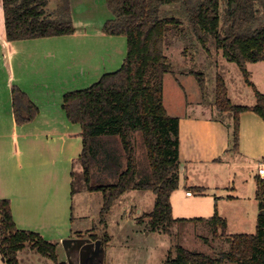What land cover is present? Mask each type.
<instances>
[{
	"label": "trees",
	"instance_id": "16d2710c",
	"mask_svg": "<svg viewBox=\"0 0 264 264\" xmlns=\"http://www.w3.org/2000/svg\"><path fill=\"white\" fill-rule=\"evenodd\" d=\"M52 0H2L6 37L11 42L33 38H47L76 32L71 0H60L51 9ZM113 18L105 22L103 31L110 35L127 37V56L120 69L104 73L85 89L71 90L63 97V107L69 121L81 125L83 150L79 159L83 167L87 189L101 191L104 196L100 222L107 225V213L115 200L127 191L150 190L155 194L154 209L142 215L138 222L147 223L151 230L162 229L172 234L176 223L211 222L213 237L227 238V251L213 256L191 251L176 244L175 253L169 251L167 264H264V178L256 179V200L259 203L255 233L228 234V220L218 210L210 218H174L172 194L180 188L182 161L180 159V122L170 115L164 100V78L174 73L166 53L167 39L172 29L184 22L197 42L207 48L211 40L224 57L238 65L246 82L253 86L257 102L254 106L235 105L229 97L227 82L216 77L215 105L220 112L233 114V147L240 141V114L253 111L264 118V93L250 80L249 65L264 60V0H107ZM180 4L174 16L163 15V6ZM203 94L206 81L202 72L191 71ZM13 106L17 123L33 120L37 105L18 86L12 87ZM141 132L152 170L150 180L138 179L135 136ZM107 139V149L119 138L123 156L116 163L113 153L98 152L91 142L95 138ZM105 141H100L101 145ZM108 161V162H107ZM111 173L116 181L106 184L92 183V165ZM112 166V167H111ZM146 176L147 171L140 172ZM73 192H76L72 187ZM205 194L204 186H195ZM147 219V220H146ZM107 236L100 239L103 246ZM206 243H210L207 238ZM30 245L38 253L55 263L58 259L57 243L50 242L39 232L20 229L16 225L11 201L0 199V253L7 264H21L18 253ZM101 254L97 257L103 260ZM103 261L99 262L102 264Z\"/></svg>",
	"mask_w": 264,
	"mask_h": 264
},
{
	"label": "rangeland",
	"instance_id": "374dc122",
	"mask_svg": "<svg viewBox=\"0 0 264 264\" xmlns=\"http://www.w3.org/2000/svg\"><path fill=\"white\" fill-rule=\"evenodd\" d=\"M74 5V17L77 22L79 34L78 36H63V37H50L46 40L33 39L26 41L24 46L30 51L35 53H42L34 55L30 67L35 66L37 69L44 70L43 73H55L54 67L50 70L49 67L54 63V60H45V54L49 50L50 44H44L40 41H55L62 40L66 43L67 39H90L94 49L99 52V55L110 53L115 56L118 60L116 69H110V72L118 70L121 64L127 56V37L125 35H110L103 31L105 22L113 18L112 12L108 6L107 0H72ZM60 0H52L50 8H55ZM72 5V7H73ZM180 4H169L163 6V15L174 16L176 11L179 9ZM166 43V53L169 56L172 67H174V73L167 74L164 78V101L165 106L172 116L179 118L188 117H199V116H210L221 118L222 120H228L231 117V122L234 124L233 114L227 111L220 112L215 105V91H216V77L221 75L226 82H228L230 98L233 99L235 105H251L257 102L255 91L253 86L246 82L244 74L241 68L235 63L229 62L223 55L222 51L216 47L215 40H211L207 48H203L196 40L195 36L190 32L186 26V23L182 22L177 29H172ZM53 38V39H51ZM61 38V39H56ZM63 38V39H62ZM106 42V44H103ZM76 46V49L85 50V46ZM87 47V46H86ZM58 49H66L59 43ZM1 56H5L4 51H0ZM25 56L24 55H21ZM28 58H30L28 56ZM44 63L46 65H40ZM64 64L62 60L58 59V64ZM15 78L19 76L18 66L13 67ZM191 71H199L203 73L204 80L206 81V92L203 97L201 87L197 82L196 77ZM250 80L255 84L257 89L264 93V60L257 61V63H251L249 65ZM35 73V72H34ZM42 73V72H41ZM57 76V75H56ZM5 76H3L4 78ZM55 77H53L54 80ZM98 79V78H94ZM94 82L97 80H93ZM55 82V81H54ZM93 82V83H94ZM4 87V89H2ZM69 90H75L77 87H72L69 83ZM0 97H7L8 92L5 89L3 80L0 79ZM11 93V92H10ZM9 93V94H10ZM203 99V100H202ZM201 101V104H199ZM221 120V121H222ZM213 129L203 128L199 130L193 125L184 124L182 135L183 147L190 157H199L200 153L206 151L203 147L207 146L208 143L222 144L223 141H227L220 132L213 134ZM215 132V131H214ZM231 134V143L233 144V134ZM135 136V154H136V165L138 171L146 172V176L141 175V171L138 172L139 180H150L152 178V170H150L148 153L144 144V139L141 132H136ZM197 138V140H196ZM105 141L101 145L100 141ZM107 139L95 138L92 140L91 145L93 148L97 147L98 152H102L105 157V153H113L111 157L116 163L123 153L122 144L119 138L116 141V145L110 146L107 149ZM213 154L217 157L222 158V162H192L193 164V176L185 184L181 186V189L176 191L173 199L174 204V218H193L203 217L210 218L214 211V202L217 201L218 196L235 195L240 198L233 201L219 202L218 213L220 212L229 214L232 220L231 227L227 230L228 234H244V233H255L257 226V219L253 211L257 208L259 213V203L254 202V198H246L244 196L248 194L252 195L255 192L253 185V179L247 175L248 169L243 167L242 170L231 167L229 165L228 157L221 151L213 150ZM120 152V154H119ZM228 156L229 153H226ZM123 154L121 155V157ZM258 160V159H256ZM121 161V159H120ZM108 162V161H107ZM122 162V161H121ZM251 159L245 160L246 166H250ZM234 163V162H232ZM248 166V167H249ZM112 167V166H111ZM252 168V167H250ZM245 169L247 171H245ZM92 183L94 184H106L113 183L116 181V177L110 176L108 172H103L102 168L92 165ZM73 188L76 191L74 197V207L76 220L74 221V227L76 229L86 230L85 241L82 245L92 243L95 246V240L93 234L100 239L108 237V234L113 238L112 242L108 243L101 248L103 251L100 253L105 264H167L169 258V251L175 253L176 244H181L191 251L203 252L208 255L217 256L220 253L228 250L230 241L229 239H216L213 237V224L210 222H187V223H176L172 227V234H167L159 229L157 231L151 230L147 223H139L138 219L145 213H149L148 210H152L154 207V201H150L151 194L140 189L135 191L133 197L139 202V207H133L134 213L132 216H136L137 210H145L141 216L135 218L128 217L129 213L125 209L122 210V198L114 201L112 208L107 213V225L100 222V213L103 208L104 196L101 191H90L88 190L83 167L81 160L78 158L73 164ZM182 172V171H181ZM194 177V180L192 179ZM194 182L199 183L202 186L210 188L208 194H199L195 190ZM58 183V182H57ZM71 186L69 185L68 190L71 192ZM190 190L194 192L192 197L186 195V191ZM1 191V188H0ZM152 193V192H151ZM0 195H3L0 192ZM153 195V194H152ZM129 196V195H128ZM2 196H0V199ZM243 199V200H240ZM134 203V202H133ZM19 223L17 226L21 229L32 230L39 232L44 238L50 242L57 243L53 237L56 236L54 226L52 223L46 224V215L43 220L40 221V216L33 207V202L29 201L27 207L26 203H17ZM25 211L24 210V208ZM256 207V208H255ZM246 209L250 217L244 225V227H238V216L241 210ZM220 211V212H219ZM127 212V214H125ZM85 216L87 218L82 217ZM93 216V217H91ZM95 217V218H94ZM147 220V219H146ZM41 226H40V225ZM40 226V227H39ZM145 226V227H144ZM44 227V228H43ZM40 228H43L40 229ZM145 229V230H144ZM79 231L76 234L79 235ZM81 234V233H80ZM209 238L210 243H206V239ZM64 239H69L64 238ZM63 239V240H64ZM74 242V241H73ZM74 244L72 243V246ZM68 243L62 241L57 246L58 259L66 260L71 259L72 264H86L82 256L83 251L80 249H71L72 253L70 257H67ZM83 247V246H82ZM81 250V251H80ZM100 257V258H101ZM18 258L21 260V264H59L54 262L52 259L38 253L30 245H27L18 253ZM98 263V262H97ZM95 263V264H97ZM0 264H7L3 260L2 254L0 253ZM103 264V263H102ZM230 264V262L226 263Z\"/></svg>",
	"mask_w": 264,
	"mask_h": 264
},
{
	"label": "crops",
	"instance_id": "0c3cea01",
	"mask_svg": "<svg viewBox=\"0 0 264 264\" xmlns=\"http://www.w3.org/2000/svg\"><path fill=\"white\" fill-rule=\"evenodd\" d=\"M72 8L74 9V5ZM73 18L76 25L77 20L74 17V10ZM78 34L79 31L76 25V32L73 34L50 37H76ZM33 39L46 40L44 38ZM33 39L18 40L16 42L8 40L6 37L4 8L2 0H0V51H4L5 54V56H1L0 54V79L3 80L5 89H7L9 95L6 98L2 97V99L0 97V192L3 194L0 196H2L1 199H10L16 223H19L18 220L20 219L18 216V211L20 209L16 204H21V202H23L24 204L26 203L27 207H32V205L28 206V203L29 201L33 202V207L39 211V223L43 220L44 215H46V224L52 223L51 225L54 226L56 232V236L53 237V240H57V242H59L58 245H60L62 241L68 243L67 257H70L72 256L71 253L73 249L83 248L82 246L84 245L82 244L86 242L84 237V232L86 230H75L73 224L76 220L74 207L76 192L72 190L74 174L73 164L74 161L79 158L83 150V138L81 136V125L69 121L66 115V111L63 107V97L66 93L71 91L68 89L69 87H67L69 83L72 84V87H77V89H85L94 82L93 80L98 81L104 73L110 72V69H116L115 67L118 65V60L110 53L108 54L105 52L99 55V52L90 49L93 47L92 42L90 39L86 38L85 40L75 38L71 40L67 39L66 43L62 40L40 41L44 44L52 43L49 50L44 52L46 53L44 56L46 57L45 60H54V63L49 69L51 70L54 67L56 71L54 74L43 73L44 70L37 69L35 66L31 68L29 65L34 55L41 54L43 58L42 53L30 52L24 46L26 41H33ZM81 41L85 46V50L76 49V46L82 45ZM59 43L66 49H58ZM103 44H106V42ZM24 54L25 56L21 57V55ZM28 56L30 58H28ZM58 59L62 60L64 64H58ZM42 64L46 65L40 63V65ZM16 65L20 71L17 78H15V73L13 71V67ZM3 76L5 77L3 78ZM53 77H55L54 80ZM13 86L21 88L26 92L34 105H37L39 111L33 120L25 123L16 122L12 96ZM2 89H4V87ZM228 90L230 91L229 86ZM199 104H201V101H199ZM255 104H251L250 106H254ZM240 116V141L237 149L233 147L230 141V132L233 127L231 117L228 120H222L221 118L213 116H199L196 118L190 116L185 119L180 118L181 137L179 152L182 161L181 169L184 173L185 180L183 183H180V188L175 190L172 194L171 203L173 202L176 191L180 190L181 186H185L193 176L194 169L192 162H222L221 157H217L213 154V149L221 151L225 155V158L228 157L231 167L238 168L239 170H242L243 167L248 169V171L246 169L245 171H247V175L253 179L255 192L252 195L253 197L246 194L244 199L254 198V202L257 206L256 179L260 176L264 178V174H260V167H264V118L251 110L242 112ZM184 124H191L199 130L211 128L215 131H213L214 135L216 131L220 132L227 138V141H223L222 144L208 143L207 146L203 147L206 151L200 153L199 157H190V155H188L189 152L184 150L183 147L184 135H182V132ZM226 153H229V155L227 156ZM248 159H251L250 166L248 165L249 167L244 163V161ZM192 179L194 180V177ZM69 185L71 186V192L68 190ZM194 185L202 186L197 182H194ZM205 188L207 189L205 194H208L210 188ZM135 191L139 190L127 191L120 197L123 200L120 204L122 205V210L125 209L128 211L129 213L127 214V212H125V214L133 218L141 216V214L145 212L143 209H141V211L137 210L136 216H132L134 213L133 207L140 206L136 198L133 197V194L136 193ZM145 191L151 194V203L152 199L155 202V194L150 190ZM188 192L192 191H186V195L192 197L194 192H192V195H188ZM216 197L217 201L214 202V211L216 209L218 210L219 202L233 201L240 198L235 195H229V193H227L225 197L218 195H216ZM218 200L220 201L218 202ZM152 210H148V212ZM253 213L257 219V208ZM220 214V216L228 220V230L232 223L231 217L229 214L223 212H220ZM82 217L84 218L85 216L82 215ZM249 217L250 214L246 209L241 210L237 218L238 227H244ZM43 228L40 229L43 230ZM76 231H79L81 234H76ZM92 236L94 237L96 235L93 234ZM67 237L69 239H64ZM108 237L109 242H107H112L113 238H111V235L108 234ZM72 243L74 244L73 246ZM60 261L64 262L66 260L60 259ZM68 263L72 264L71 259H68ZM103 264H105V262H103Z\"/></svg>",
	"mask_w": 264,
	"mask_h": 264
},
{
	"label": "flooded vegetation",
	"instance_id": "af4514ba",
	"mask_svg": "<svg viewBox=\"0 0 264 264\" xmlns=\"http://www.w3.org/2000/svg\"><path fill=\"white\" fill-rule=\"evenodd\" d=\"M95 251V246H90V248H85L83 251V260L84 262H86V264H99V262H101V260L99 261V259L97 258L99 255H93V252Z\"/></svg>",
	"mask_w": 264,
	"mask_h": 264
},
{
	"label": "water",
	"instance_id": "95a60500",
	"mask_svg": "<svg viewBox=\"0 0 264 264\" xmlns=\"http://www.w3.org/2000/svg\"><path fill=\"white\" fill-rule=\"evenodd\" d=\"M185 180V176H184V173L183 171L181 172V176H180V183H183ZM95 251L93 252V255H99L100 252L103 251V249L101 248V245H102V240L98 239V240H95ZM90 246H92V243L90 244H85L82 248V251L83 249L85 248H90ZM94 246V245H93Z\"/></svg>",
	"mask_w": 264,
	"mask_h": 264
},
{
	"label": "built area",
	"instance_id": "2783aa9c",
	"mask_svg": "<svg viewBox=\"0 0 264 264\" xmlns=\"http://www.w3.org/2000/svg\"><path fill=\"white\" fill-rule=\"evenodd\" d=\"M260 174H264V167H260ZM188 195H192V192H188Z\"/></svg>",
	"mask_w": 264,
	"mask_h": 264
}]
</instances>
